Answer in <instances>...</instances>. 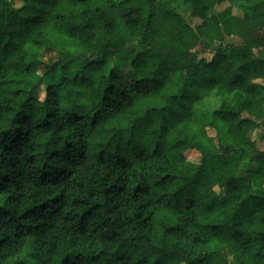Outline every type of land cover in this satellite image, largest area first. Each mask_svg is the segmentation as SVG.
Returning <instances> with one entry per match:
<instances>
[{
	"label": "trees",
	"instance_id": "16d2710c",
	"mask_svg": "<svg viewBox=\"0 0 264 264\" xmlns=\"http://www.w3.org/2000/svg\"><path fill=\"white\" fill-rule=\"evenodd\" d=\"M257 128L264 0H0V264H264Z\"/></svg>",
	"mask_w": 264,
	"mask_h": 264
},
{
	"label": "rangeland",
	"instance_id": "374dc122",
	"mask_svg": "<svg viewBox=\"0 0 264 264\" xmlns=\"http://www.w3.org/2000/svg\"><path fill=\"white\" fill-rule=\"evenodd\" d=\"M225 5H227V2H224L222 3L221 5H219L217 8L218 9H221L223 8ZM192 8H193V5H187L186 7L183 8L182 10V14H183V17L184 19L191 25H195L196 23L199 22V18L197 17H194L192 15ZM232 15H240L239 12L237 10H234ZM243 21H238L236 23V27H237V30L235 28V31H230V34H229V37L230 39L234 40V41H238L239 40V32L242 31L243 29ZM238 32V33H237ZM200 54H203L205 55L206 57H209L210 56V53L207 52V50L205 51H200ZM218 105V102L216 99H209V100H206L204 102H200V103H197L195 106H194V110L199 113L200 115H202V117L204 118V120H207V117H208V112H207V109L208 108H214ZM261 129L257 128L256 130L253 131V137L257 140V144H258V147L259 148H263L264 147V139H261L259 138V133H260ZM192 159L194 161H198L199 159V156L197 154H192L191 155Z\"/></svg>",
	"mask_w": 264,
	"mask_h": 264
}]
</instances>
